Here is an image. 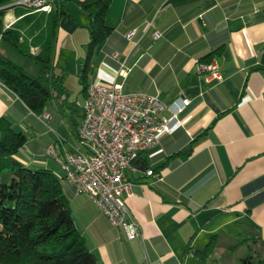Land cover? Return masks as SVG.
Returning a JSON list of instances; mask_svg holds the SVG:
<instances>
[{"label": "crops", "instance_id": "obj_1", "mask_svg": "<svg viewBox=\"0 0 264 264\" xmlns=\"http://www.w3.org/2000/svg\"><path fill=\"white\" fill-rule=\"evenodd\" d=\"M67 9L56 52L64 79L69 71L79 74L90 40L87 13L74 3ZM18 20L9 10L5 22ZM107 23L114 33L97 49L93 82L146 92L165 104L185 98L190 105L177 130L132 161L126 202L139 224L136 239L62 181L90 252L100 264H224V252L238 250L242 240L259 235L264 241V0H113ZM0 46L38 74L28 58L3 41ZM208 63L221 81L203 69ZM48 113L49 120L33 114L0 79V118L28 137L17 158L59 174L46 149L54 143L61 154L75 151L84 109L70 124L57 102ZM215 234L219 252L206 262L194 257Z\"/></svg>", "mask_w": 264, "mask_h": 264}, {"label": "trees", "instance_id": "obj_2", "mask_svg": "<svg viewBox=\"0 0 264 264\" xmlns=\"http://www.w3.org/2000/svg\"><path fill=\"white\" fill-rule=\"evenodd\" d=\"M17 1L0 0V41L31 60L38 74L29 73L0 51V79L5 87L36 116L45 115L55 102L68 99L64 76L56 71V52L60 21L69 16L67 5L74 3L89 18L90 40L79 72L86 99L93 83L97 49L114 33L107 23L113 0H50L52 10L48 13ZM11 9L19 20L6 28L5 17ZM217 54L220 51L208 56L207 62ZM27 143L24 132L0 118V264H100L75 223L62 186L66 180L62 172L33 169L17 158ZM250 241L257 250L236 264H264V241L259 235H251L240 245ZM234 249L224 252V264H231ZM219 250L220 238L215 234L203 251L193 255L206 262Z\"/></svg>", "mask_w": 264, "mask_h": 264}, {"label": "built area", "instance_id": "obj_3", "mask_svg": "<svg viewBox=\"0 0 264 264\" xmlns=\"http://www.w3.org/2000/svg\"><path fill=\"white\" fill-rule=\"evenodd\" d=\"M16 4L41 12L52 10L49 0H18ZM13 24L7 23L6 28ZM202 67L213 78L222 80L217 66ZM189 105L190 100L185 98L165 104L146 92H126L119 84L93 82L85 100L75 151L61 154L52 143L46 156L59 164L77 194L87 195L113 227L123 229L128 239L134 240L139 235V224L126 202L133 191V182L127 175L132 161L177 130L182 125L180 116ZM166 111L169 116L164 115ZM50 118V114L42 116L43 120Z\"/></svg>", "mask_w": 264, "mask_h": 264}, {"label": "rangeland", "instance_id": "obj_4", "mask_svg": "<svg viewBox=\"0 0 264 264\" xmlns=\"http://www.w3.org/2000/svg\"><path fill=\"white\" fill-rule=\"evenodd\" d=\"M5 25H7L6 22ZM1 48L2 47L0 46V49ZM28 62L33 63L29 60ZM28 72L32 74L31 70H28ZM78 75L79 74H76V72L74 71L67 72V74L65 75V84L70 92V95L67 100L62 101L59 104L57 103V107L62 113V118L64 119V122H67L68 124H70L72 119L79 120L82 116L84 109L83 108L84 96L82 93L83 87L80 82V77ZM256 250H257L256 247L250 241L231 254L229 258L230 263L231 264H234L235 262L237 263L239 262L240 259L250 255L253 251Z\"/></svg>", "mask_w": 264, "mask_h": 264}]
</instances>
